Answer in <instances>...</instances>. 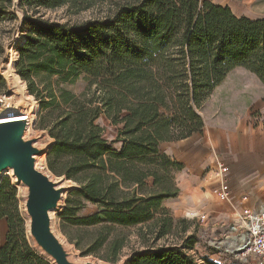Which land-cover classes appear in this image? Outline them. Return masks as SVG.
<instances>
[{"label": "trees", "instance_id": "16d2710c", "mask_svg": "<svg viewBox=\"0 0 264 264\" xmlns=\"http://www.w3.org/2000/svg\"><path fill=\"white\" fill-rule=\"evenodd\" d=\"M58 9L97 16L43 19V11ZM16 10L25 27L13 68L52 141L46 168L77 185L58 215L74 230L66 235L75 249L116 264L125 231L151 224L152 242L132 250L125 264H198L195 246L209 247L194 233L183 229L175 242L156 246L173 236L162 203L176 198L181 169L160 147L202 131L201 108L236 68L264 86V19L238 17L207 0H0V25L16 21ZM3 55L0 41V62ZM80 76L87 82L81 94L63 88ZM6 92L0 75V96ZM101 116L116 129L113 140L96 124ZM86 204L96 210L82 214ZM0 220V264H52L30 243L8 177L0 181Z\"/></svg>", "mask_w": 264, "mask_h": 264}, {"label": "crops", "instance_id": "0c3cea01", "mask_svg": "<svg viewBox=\"0 0 264 264\" xmlns=\"http://www.w3.org/2000/svg\"><path fill=\"white\" fill-rule=\"evenodd\" d=\"M207 1L229 7L238 17L264 19V0H242L246 9L238 14L230 7L232 0ZM253 4L255 7L251 9ZM251 75L258 87L264 88ZM252 107L256 111L254 114L249 111ZM244 109V114H234L227 121L211 122L202 117L204 126L200 133L178 142L164 143L160 147L181 166L174 176L178 194L176 198L164 201L162 207L199 225V230L204 232L201 239L208 245L207 249L214 252L211 259L216 264H235L227 260L222 252L234 245L235 235L227 228L239 224L242 210L264 212V102H253L250 109L245 104ZM217 162L226 164L229 169L230 193L226 202L212 193L216 180L211 170ZM200 215L207 217L203 224L197 220Z\"/></svg>", "mask_w": 264, "mask_h": 264}, {"label": "rangeland", "instance_id": "374dc122", "mask_svg": "<svg viewBox=\"0 0 264 264\" xmlns=\"http://www.w3.org/2000/svg\"><path fill=\"white\" fill-rule=\"evenodd\" d=\"M13 1L18 2L19 0H13ZM230 7L236 14L240 12H244L246 9L242 5V0H232L230 3ZM250 7L251 9H253L255 7V4L251 5ZM15 14L17 16L16 21L12 23H5L0 25V41L4 45V55L0 62V75L4 78L7 87V92L5 95H3L5 96V108L9 107L7 104L10 101H12L11 104L12 107H14V105L17 103L16 100L14 99L15 98L14 89L12 88L11 83L8 81L7 70L5 67L8 65L10 61H12V68H13L18 55L17 49L21 46V43L24 38V34L21 32L22 28L25 27L24 15L21 10H16ZM27 15H31V14L27 13ZM42 15H43V19L49 20L51 22L80 23L89 19H93L94 17L97 16V13L95 10H90V11L82 12L78 15L71 16L66 13L65 9H58L52 11H43ZM13 72H14V68H13ZM86 86H87V82L85 78L83 76H80L73 83H68L63 85V88L72 92L75 95H79L86 89ZM258 86L259 85L254 81L250 73L244 71L243 69H237L233 71L228 76L225 83H223V85H221L219 88H216L214 92L209 96L208 100L205 102V104L200 110L201 117H203L206 121H211V122L215 120L227 121L228 119L232 118L234 114H238V115L244 114L246 111V109H244L245 104L250 109L251 104H253V102L256 101L264 102V88L260 89ZM24 90L27 92L25 84H24ZM31 99L34 102V104H36V108H32V106L29 104L17 105V108L28 116L27 125L22 137V142L31 143L32 147L37 152H39L38 155L34 156V164L37 167H39L40 172H42L43 175L47 177L49 181L55 185L56 190L59 191L60 194L59 199L56 202V205L48 214L50 232L61 246V249L64 252V255L66 256V259L69 264H108L92 256H82L80 252L76 250L74 245L70 242L68 235H66L67 233L73 235L74 230L72 231L69 227H67L66 224L58 217V215L65 206V201L69 198L70 191L76 189L77 185L73 182L65 180L64 178L56 177L47 170L45 163L46 152L52 141L49 139L48 135L43 130H40L38 128L37 114H38L39 106L37 102L33 99V97H31ZM4 110L5 109H3V111ZM249 111L252 112V114L256 113L253 107ZM96 124L101 128H103L104 136L106 139L113 140L115 138L116 129L110 126L108 120L104 116H101L96 121ZM5 177L10 178L12 183L16 187L19 209L25 219L26 230L28 232L30 225V219L26 211L28 189L22 183L16 181L10 169H7L6 171L3 172L0 181ZM215 182H217V180ZM95 210H96L95 206L86 204V207L82 212V214H90L93 213ZM201 216L204 215H200L197 218V220L199 223L203 224L206 221L201 222L200 221ZM172 217L174 220V230L172 232L173 236L168 235L167 237L157 241L156 246L167 245V244H171L172 242H175L177 238L183 236L182 233L183 229L186 231L185 235L194 233L199 238H201L202 235H204V232L202 230H199L198 228L199 225L193 224L191 220L181 217L180 215H174V214H172ZM205 219L207 220L206 216ZM149 227H152L151 224L133 227L125 231L128 242L126 246L123 248L120 259L116 264H125L132 250H143L145 246V240L148 241V244L152 242L153 235H150L148 233L150 232L151 229L150 228L148 230ZM146 233L147 235H144ZM5 234H6V223L4 220H0L1 242L4 241ZM27 234L29 241L33 245V247L42 255L47 257L42 252V250L37 246L36 242L29 235V233ZM143 235L144 238L142 239ZM202 240L204 241V239ZM213 253H214L213 251L208 250L207 248H202L198 245L195 247V250L193 251V254L198 264H216L211 259ZM222 254L227 258V260H230L232 263H235V260L228 253H222Z\"/></svg>", "mask_w": 264, "mask_h": 264}, {"label": "water", "instance_id": "95a60500", "mask_svg": "<svg viewBox=\"0 0 264 264\" xmlns=\"http://www.w3.org/2000/svg\"><path fill=\"white\" fill-rule=\"evenodd\" d=\"M27 122L0 125V178L10 169L17 182L28 189L26 211L28 232L52 264H69L61 246L50 232L49 212L59 199V191L42 172L35 169L37 152L29 142H22Z\"/></svg>", "mask_w": 264, "mask_h": 264}, {"label": "built area", "instance_id": "2783aa9c", "mask_svg": "<svg viewBox=\"0 0 264 264\" xmlns=\"http://www.w3.org/2000/svg\"><path fill=\"white\" fill-rule=\"evenodd\" d=\"M5 96H0V115L4 113ZM228 167L222 162H217L211 170V174L217 182L212 187V193L222 202L229 199L230 185L228 182ZM201 222L207 221L205 216L200 217ZM228 231L235 235L234 245L228 253L235 264H264V212L257 213L249 209H243L239 224L231 225ZM219 249L218 246H215Z\"/></svg>", "mask_w": 264, "mask_h": 264}, {"label": "bare ground", "instance_id": "6f19581e", "mask_svg": "<svg viewBox=\"0 0 264 264\" xmlns=\"http://www.w3.org/2000/svg\"><path fill=\"white\" fill-rule=\"evenodd\" d=\"M5 68L7 70L8 81L11 83L12 88L14 89V93H15L14 99L16 100L17 103L14 105V107L11 106L12 101H10L8 104L6 103L9 107L4 111L2 115H0V125H6L16 122H27L28 116L22 111H20L17 108V105L29 104L32 106V108H36V104H34V102L31 99V96H29L27 92L24 90V83H22L19 77L13 72L12 61H10ZM35 169L40 171V168L37 167L36 165H35Z\"/></svg>", "mask_w": 264, "mask_h": 264}]
</instances>
